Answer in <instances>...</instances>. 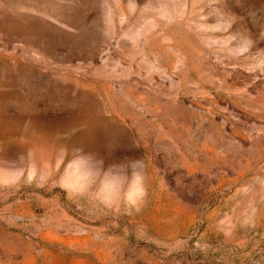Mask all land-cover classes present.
<instances>
[{
    "label": "rangeland",
    "instance_id": "rangeland-1",
    "mask_svg": "<svg viewBox=\"0 0 264 264\" xmlns=\"http://www.w3.org/2000/svg\"><path fill=\"white\" fill-rule=\"evenodd\" d=\"M0 264H264V0H0Z\"/></svg>",
    "mask_w": 264,
    "mask_h": 264
}]
</instances>
